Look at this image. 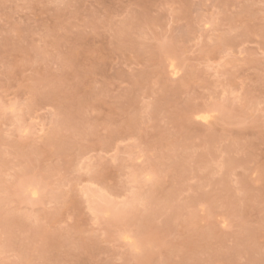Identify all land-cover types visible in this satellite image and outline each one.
I'll return each mask as SVG.
<instances>
[{"label": "rangeland", "instance_id": "1", "mask_svg": "<svg viewBox=\"0 0 264 264\" xmlns=\"http://www.w3.org/2000/svg\"><path fill=\"white\" fill-rule=\"evenodd\" d=\"M0 264H264V0H0Z\"/></svg>", "mask_w": 264, "mask_h": 264}, {"label": "bare ground", "instance_id": "2", "mask_svg": "<svg viewBox=\"0 0 264 264\" xmlns=\"http://www.w3.org/2000/svg\"><path fill=\"white\" fill-rule=\"evenodd\" d=\"M174 68H175V67H174ZM171 70H172V69H171ZM172 73H175V72H172ZM199 111L202 112V110H199ZM199 113H200V112H199ZM203 113H204V112H203ZM209 113H210V112H209ZM197 114H198V113H197ZM199 115H201V114H199ZM203 115H204L203 118H206V117H207V116L205 117V113H204ZM201 116H202V115H201ZM205 120H206V119H205Z\"/></svg>", "mask_w": 264, "mask_h": 264}]
</instances>
